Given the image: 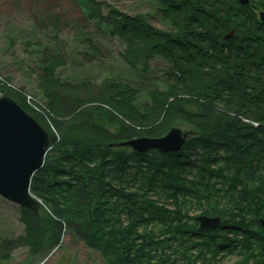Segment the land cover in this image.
<instances>
[{"label":"trees","instance_id":"16d2710c","mask_svg":"<svg viewBox=\"0 0 264 264\" xmlns=\"http://www.w3.org/2000/svg\"><path fill=\"white\" fill-rule=\"evenodd\" d=\"M146 1L153 12L129 14L77 0L123 46L134 80L65 74L42 40L25 44L39 99L0 77V96L48 138L29 187L41 207H19L23 232L0 243V260L21 248L42 257L67 236L107 264H264V0ZM155 59L165 80L146 88ZM180 122L190 130L177 154L110 147ZM200 216L222 221L199 231Z\"/></svg>","mask_w":264,"mask_h":264},{"label":"rangeland","instance_id":"374dc122","mask_svg":"<svg viewBox=\"0 0 264 264\" xmlns=\"http://www.w3.org/2000/svg\"><path fill=\"white\" fill-rule=\"evenodd\" d=\"M92 1L105 3L129 14L151 13L154 10V5L148 4L146 0ZM251 8L256 10L254 6ZM81 12L82 7L77 0H0V77H9L13 88H23L27 94L39 99L34 94L37 69L33 67L30 60L33 57L29 54L30 51H26L25 44L42 40L46 42L43 43L44 47L50 46L55 51L62 52L66 63L65 74L70 69L97 84L102 79L134 80L121 57L123 46ZM259 21L261 22L260 19ZM87 56L88 60L85 59ZM29 67L32 68L29 70ZM149 67L146 88H161L165 80L163 63L155 59ZM150 78L152 85L149 83ZM140 81L144 83V80ZM146 93L143 92V95ZM33 104L30 102L27 105ZM46 125H49L48 122ZM174 126L184 133L190 130L184 122ZM18 210L19 207L0 197V243L16 239L22 234L23 227L19 222ZM0 264L107 263L80 241L65 236L58 246L42 257L31 258L28 250L21 248L13 251L7 261L0 260Z\"/></svg>","mask_w":264,"mask_h":264},{"label":"water","instance_id":"95a60500","mask_svg":"<svg viewBox=\"0 0 264 264\" xmlns=\"http://www.w3.org/2000/svg\"><path fill=\"white\" fill-rule=\"evenodd\" d=\"M239 4L247 7L249 0H239ZM259 19L264 24V13H259ZM233 34L231 31L224 39H231ZM186 138L187 133L174 127L159 139L137 138L114 146L129 147L137 155L147 154L149 151L177 154ZM47 147V134L33 118L25 114L10 98L0 97V197L17 207L31 210L35 215L41 205L29 196L28 190L31 177L43 165ZM196 219L199 231L215 230L221 223L219 217L200 216ZM260 226L264 228L262 219Z\"/></svg>","mask_w":264,"mask_h":264},{"label":"bare ground","instance_id":"6f19581e","mask_svg":"<svg viewBox=\"0 0 264 264\" xmlns=\"http://www.w3.org/2000/svg\"><path fill=\"white\" fill-rule=\"evenodd\" d=\"M0 97H3V96H0ZM18 106V105H17ZM20 107V106H19ZM25 114H27V113H25ZM28 115V114H27ZM28 116H30V115H28ZM30 117H32V116H30ZM33 118V117H32ZM33 120L35 121V119L33 118ZM36 122V121H35ZM38 125H39V123L38 122H36ZM39 127H41L40 125H39ZM175 126H172L170 129H172V128H174ZM42 129H43V127H41ZM176 128V127H175ZM44 130V129H43ZM45 131V130H44ZM170 131V130H169ZM169 131L167 132V134L169 133ZM167 134H165L164 136H166ZM164 136H162V137H164ZM162 137H160V138H162ZM129 140H133V139H129ZM127 141V140H126ZM126 141H121V142H116L115 144H120V143H124V142H126ZM115 144H113V145H110V147L111 146H113V147H111V148H118L117 146H114ZM127 148H129V147H127ZM119 149H122V148H119ZM130 149V148H129ZM131 150V149H130ZM132 151V150H131ZM149 152H152V151H149ZM154 152H156V151H154ZM156 153H158V152H156ZM148 154V153H147ZM160 154V153H159ZM161 154H163V153H161ZM166 154H168V153H166ZM46 156V155H45ZM45 158V157H44ZM44 160V159H43ZM28 193H29V190H28ZM29 196H31L32 197V194L31 193H29Z\"/></svg>","mask_w":264,"mask_h":264}]
</instances>
